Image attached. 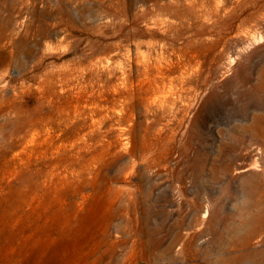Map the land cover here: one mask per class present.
<instances>
[{"label":"rangeland","instance_id":"374dc122","mask_svg":"<svg viewBox=\"0 0 264 264\" xmlns=\"http://www.w3.org/2000/svg\"><path fill=\"white\" fill-rule=\"evenodd\" d=\"M263 66L264 0H0V264H264Z\"/></svg>","mask_w":264,"mask_h":264},{"label":"bare ground","instance_id":"6f19581e","mask_svg":"<svg viewBox=\"0 0 264 264\" xmlns=\"http://www.w3.org/2000/svg\"><path fill=\"white\" fill-rule=\"evenodd\" d=\"M147 61V59H145ZM145 61V62H146ZM262 69L263 75L252 84V89L256 92L261 93L264 95V66ZM257 112L251 116V121L244 126V130L249 133L253 138H256L264 145V105L261 103L259 105ZM253 163H248L245 166L239 167L238 171H243L248 168H252L254 165ZM262 176V175H261ZM259 176L255 183L256 190H258L259 199L256 201V214L254 216L255 221L260 222L264 225V199L261 195H263L264 191V179Z\"/></svg>","mask_w":264,"mask_h":264}]
</instances>
